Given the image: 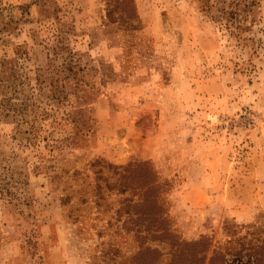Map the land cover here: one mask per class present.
<instances>
[{
	"label": "rangeland",
	"instance_id": "374dc122",
	"mask_svg": "<svg viewBox=\"0 0 264 264\" xmlns=\"http://www.w3.org/2000/svg\"><path fill=\"white\" fill-rule=\"evenodd\" d=\"M254 1L238 8L240 32L200 0H0V264H171L179 240L264 239ZM63 65L78 75L58 103L38 75L50 84ZM31 99L29 125L6 114ZM76 108L88 125L64 118ZM152 180L172 238L136 231Z\"/></svg>",
	"mask_w": 264,
	"mask_h": 264
},
{
	"label": "trees",
	"instance_id": "16d2710c",
	"mask_svg": "<svg viewBox=\"0 0 264 264\" xmlns=\"http://www.w3.org/2000/svg\"><path fill=\"white\" fill-rule=\"evenodd\" d=\"M201 1V8L203 11L212 19H214L221 27L226 30H231L234 28L235 31L242 32L244 27L240 24L241 20L239 19V10L238 8L242 5V1H244V5L247 7L252 8V4L255 2L254 0H235L233 2L227 3V0H200ZM227 3V4H226ZM251 4V5H249ZM216 9V11H213ZM251 10V9H250ZM234 33H238L235 32ZM74 74V76L78 75V71L74 69V67L62 66L58 69L54 76V80L52 83L48 84L46 82V78L43 77V74L38 75V80L40 81L39 89L41 88H48L51 92V99L53 98L55 101L56 99L58 103L63 102L64 97H68V95H64L66 92L65 90L67 87H70L69 82L71 81L70 76ZM59 76V77H56ZM60 78V79H59ZM41 79V80H40ZM79 82V81H78ZM47 83V84H45ZM80 83H74L73 86L79 87ZM72 87V86H71ZM70 87V88H71ZM36 102L31 100H23L20 103H13V107L10 104L9 107L5 109L6 114L9 116L11 112H13L14 116H16L17 120L20 119L22 125H29L30 120L28 119L27 115L28 111L34 110ZM71 106H74L73 103L69 102ZM32 107V109L30 108ZM77 107V106H76ZM86 111L83 108H76L75 113L73 112H66L64 114V118L71 120L79 125H88L89 124V117L86 119ZM38 118V117H37ZM36 118V119H37ZM35 119V120H36ZM84 121L81 122V120ZM33 122V126L35 127V121ZM22 132L21 125L17 126V130ZM33 130H31L32 133ZM31 140V139H29ZM133 183V181H132ZM135 184V183H134ZM147 186L144 189L143 193L138 197L136 202L133 203L134 207L141 208V214L143 219V223H145V229H136L138 234L142 235V232L147 234H143L142 237L146 238L149 235L155 237H164V238H172V232L169 231L168 227L161 226V220L165 223L164 211L161 205H159L158 195L156 190L158 185L156 184L155 180L146 181L145 183ZM7 183L4 180L3 186H6ZM133 185V184H132ZM129 185V186H132ZM133 187H138L134 186ZM143 185H140V189H142ZM6 188V187H4ZM125 191V189H122ZM8 192V191H7ZM155 208H158L160 211V216L157 217L159 211H155ZM162 208V210H161ZM142 224V223H141ZM160 231V234L157 236L155 233ZM163 232V233H161ZM155 234V235H154ZM232 238L227 240L225 243H221L219 245H213L210 237L203 236L198 240L195 241H184L179 240L177 241L176 250L173 252V259L171 264H227V256H241L244 254L250 255L254 258V264H264V239L256 240V241H248V242H240L239 246L233 244ZM148 251H153L150 247L147 248ZM155 251V250H154ZM150 260L146 264H154Z\"/></svg>",
	"mask_w": 264,
	"mask_h": 264
}]
</instances>
